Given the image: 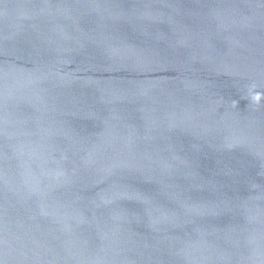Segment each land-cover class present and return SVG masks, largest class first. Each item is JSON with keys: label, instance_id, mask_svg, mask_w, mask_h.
I'll list each match as a JSON object with an SVG mask.
<instances>
[{"label": "water", "instance_id": "water-1", "mask_svg": "<svg viewBox=\"0 0 264 264\" xmlns=\"http://www.w3.org/2000/svg\"><path fill=\"white\" fill-rule=\"evenodd\" d=\"M0 264H264V0H0Z\"/></svg>", "mask_w": 264, "mask_h": 264}]
</instances>
